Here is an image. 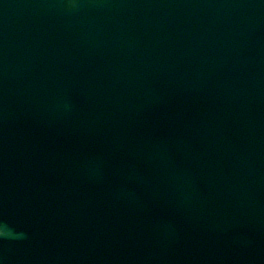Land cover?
Listing matches in <instances>:
<instances>
[{"label":"water","instance_id":"obj_1","mask_svg":"<svg viewBox=\"0 0 264 264\" xmlns=\"http://www.w3.org/2000/svg\"><path fill=\"white\" fill-rule=\"evenodd\" d=\"M0 264H264V0H0Z\"/></svg>","mask_w":264,"mask_h":264},{"label":"clouds","instance_id":"obj_2","mask_svg":"<svg viewBox=\"0 0 264 264\" xmlns=\"http://www.w3.org/2000/svg\"><path fill=\"white\" fill-rule=\"evenodd\" d=\"M10 230L6 225L0 224V237L10 235Z\"/></svg>","mask_w":264,"mask_h":264}]
</instances>
